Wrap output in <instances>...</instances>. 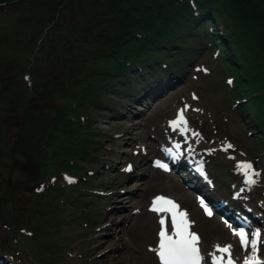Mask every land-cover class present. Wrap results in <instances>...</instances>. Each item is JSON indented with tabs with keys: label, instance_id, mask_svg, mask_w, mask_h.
<instances>
[{
	"label": "rangeland",
	"instance_id": "1",
	"mask_svg": "<svg viewBox=\"0 0 264 264\" xmlns=\"http://www.w3.org/2000/svg\"><path fill=\"white\" fill-rule=\"evenodd\" d=\"M24 12L0 15V264H142L141 253L149 252L150 243L156 248L160 225L152 224L151 232H143L138 225L145 219L139 220V201L121 198L127 195L123 189L129 183L132 188L138 187L134 200H142L147 179L141 175L163 168L154 167L152 162L166 165L165 171L173 179L193 183L226 214L236 216L240 210L242 215H253L248 219L253 226L249 233L259 229L264 243V152L256 147L262 144L264 135L252 114L235 110L224 83L225 64L222 69L208 45L192 58L190 63L196 62L193 67H184L190 68L182 72V81L157 96L143 95L150 89L141 91L147 82L144 76L133 79L131 85L126 83L125 90L98 89L97 104L84 107L91 131L84 137L94 142L76 158L90 182L66 186L64 194L50 193L57 197L56 217L62 223L47 224L40 207L33 205L36 188L40 182L43 190L48 183L63 187L72 180L62 176L49 182L40 166L55 107L40 88L62 66L65 54H58L53 47L51 52L44 50L38 55L41 70L50 76L37 77L27 95L23 73L30 71V52L23 40L31 35L16 28ZM9 39L16 40L18 46ZM75 54L77 57L80 52ZM144 54L143 60L156 62L151 54ZM140 64L145 72V63ZM27 101L32 110L26 114ZM182 109L189 129L183 133L170 126ZM77 137L83 138L82 134ZM176 143H180V149L176 150ZM229 143L234 147L224 150ZM168 149L178 155L173 164L168 162ZM239 161L252 162L258 173L255 183H244L236 170ZM129 162L131 171L126 168ZM67 172L60 169L58 174ZM147 199L143 204L150 207L154 199ZM229 201L238 208L228 209ZM121 203L127 204L119 211L124 222L114 228L106 226L112 207ZM228 224L235 229L234 224ZM244 252L251 254V246Z\"/></svg>",
	"mask_w": 264,
	"mask_h": 264
},
{
	"label": "trees",
	"instance_id": "2",
	"mask_svg": "<svg viewBox=\"0 0 264 264\" xmlns=\"http://www.w3.org/2000/svg\"><path fill=\"white\" fill-rule=\"evenodd\" d=\"M18 11L25 12L17 30L31 35L22 41L30 52V88L37 77L50 76L41 70L40 53L54 47L65 54L62 66L40 88L55 105L40 161L48 179L63 169L79 183L90 182L76 158L93 145L84 137L91 133L84 107L97 104L100 87L125 90L139 76L147 81L141 91L167 83L166 77L172 80L190 65L205 38L217 45L219 59L234 78L230 94L240 102L238 108L252 114L264 132V0H0V15ZM8 42L18 46L14 39ZM144 53L156 62L143 60ZM140 63L146 65L143 75L137 70ZM26 103L27 114L32 107ZM65 189L49 184L34 194L33 205L49 225L62 223L56 217L57 197L50 193L64 194Z\"/></svg>",
	"mask_w": 264,
	"mask_h": 264
},
{
	"label": "bare ground",
	"instance_id": "3",
	"mask_svg": "<svg viewBox=\"0 0 264 264\" xmlns=\"http://www.w3.org/2000/svg\"><path fill=\"white\" fill-rule=\"evenodd\" d=\"M163 168L161 171L153 170L152 174H149L147 176L144 174L141 175L144 176L143 177L144 179H147L144 187V195L142 200H134V194L138 192L137 190L138 187L132 188V186L129 185V183L126 184L124 183L125 185L123 191H127L128 193L126 196H123L121 199H126L127 202L139 201L137 203V206L140 205L139 220L141 218L147 219V220L144 219L141 223L138 224L140 225V228H142L141 230L143 232L145 231L151 232L150 226L152 227V224H156L162 215V213L158 214L154 211H151L150 210L151 207H147L146 204H143L147 199V197L149 196L154 199L157 196H165L171 198L177 204H179L180 210H186V212L188 213V219L192 222L190 230L192 232L197 233L200 237L198 246L200 248V252L202 256L204 257L202 264H207V262H209V260L212 259L210 255L211 253L215 252L216 256L219 255L220 252L216 250L215 247L216 245L221 246L223 245L222 243H225L224 245L226 244L231 245L232 246L231 255L239 251L241 242L237 241L235 237H233L234 234L232 229L229 227V225L227 223L222 222L221 219L216 215H212L211 217L204 216L203 214L201 215L200 210L202 206L200 204L199 197L195 195L193 192H191L185 184H183L180 181H177L176 179H173L170 176V174L166 172L167 170ZM125 206H127V204H122V203L116 205L114 204V206L111 209L106 226L114 228L118 224V222H124V219L119 215V211L121 208H125ZM203 209L205 211V208ZM164 214L166 217V222L167 223L168 221L171 222L170 214H166V213ZM105 229H107V227H105ZM251 239H252V235H250V240ZM261 239L259 243V252L260 254L264 255V243H262ZM150 241L152 242V240ZM151 244L152 243H150V247H149L150 250L148 253L143 252L141 253L142 256L139 254L141 257H143V260L141 259L143 261L142 264H160L157 254L151 250V249H155L153 247L154 244L153 245ZM245 255L247 254H245L244 252L239 260L241 259L244 260Z\"/></svg>",
	"mask_w": 264,
	"mask_h": 264
},
{
	"label": "snow or ice",
	"instance_id": "4",
	"mask_svg": "<svg viewBox=\"0 0 264 264\" xmlns=\"http://www.w3.org/2000/svg\"><path fill=\"white\" fill-rule=\"evenodd\" d=\"M205 71H207V69H205ZM229 83H231V81H229ZM187 107L188 106H185V109H187ZM185 109L180 110L176 120L170 121V126L174 131L179 130L182 133L189 131V129L185 127V125H187V120L184 116ZM193 135H198V133L193 132ZM233 147L234 146L229 143L226 145L224 150L231 149ZM175 148L180 149V143H176ZM167 151L169 154L173 155L174 159L178 158L177 154H173L172 149H168ZM164 167L167 169L166 165ZM127 170L131 171V166H129ZM236 170L238 173L242 174L246 185L255 183L254 175H258V173L255 172L252 162L239 161L237 162ZM200 203L201 206L205 208L206 214L211 216L213 213L211 209L207 207L202 198ZM150 210L158 214H170L171 219V233L168 231L166 217L161 216L158 220V224L160 225V230L158 232V247L151 250L157 254L160 264H202L204 257L202 256L198 246L200 237L197 233L190 230L192 222L188 219V213L186 210H180L179 204L171 198L165 196L155 197ZM233 234L240 237L241 246L245 250L248 249L249 245L251 246V255L245 258L244 264H264V261H261L258 257L261 236L259 229L251 234V240L243 227H241L238 231L233 230ZM215 247L217 251L227 253L228 259L225 261L223 255L217 257L214 252L210 254L212 257V264H235V261L231 259V245L223 247L216 245Z\"/></svg>",
	"mask_w": 264,
	"mask_h": 264
}]
</instances>
